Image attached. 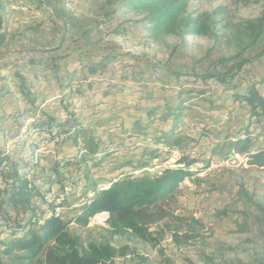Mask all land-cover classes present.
<instances>
[{"label": "rangeland", "instance_id": "obj_1", "mask_svg": "<svg viewBox=\"0 0 264 264\" xmlns=\"http://www.w3.org/2000/svg\"><path fill=\"white\" fill-rule=\"evenodd\" d=\"M123 1L0 0V144L6 151L10 147L13 159L19 160L25 148L33 156L32 164H22L21 174L47 193L37 200L46 217L58 210L84 245L107 239L117 248L127 246L109 264H264V225L258 221L264 167L249 164L244 156L249 152L241 151L247 141L241 149L232 146L248 136L252 143L247 151L262 146L264 114L251 118L248 106L233 100L228 87L245 94L248 84L264 76V22L262 35L254 40L264 0H190L185 16L205 22L207 35H190L182 28L175 34H154L142 21L144 14L124 8ZM105 53L116 55L107 63L111 85L96 75L88 86L84 75L89 73L80 71L81 65ZM242 61L247 62L238 72ZM206 70L229 76L225 83L210 79L205 84H194L190 77L183 85L175 76ZM68 72L76 73L73 92L66 89ZM153 73L160 76L145 80ZM191 87L194 91L187 93ZM259 89L264 93V86ZM70 100H75L72 118L99 142L93 156L97 166L87 159L90 150L80 155L84 137L76 145L34 130L43 112L54 118L56 131L62 130L61 125L71 122L65 110ZM176 111L179 121L171 137ZM137 138L143 141L141 148L125 155L109 151L115 142ZM176 147L184 151L182 157L188 155L185 165L194 161L191 177L162 203L170 213L169 228L156 222L148 238H141L111 233L109 213L101 224L92 217L85 225L75 221L90 192L98 194L115 179L156 177L153 172L173 157ZM69 157L77 163L58 161ZM145 166H155V171L132 174ZM66 182L74 188L64 195ZM4 242L0 258L7 261Z\"/></svg>", "mask_w": 264, "mask_h": 264}, {"label": "trees", "instance_id": "obj_2", "mask_svg": "<svg viewBox=\"0 0 264 264\" xmlns=\"http://www.w3.org/2000/svg\"><path fill=\"white\" fill-rule=\"evenodd\" d=\"M189 1L124 0L122 5L126 9H132L139 14H144L142 21L149 24V31L154 34H175L181 28L190 35L209 34L208 26L205 22L185 16ZM263 22L264 16L259 21L258 29L255 30L254 40L259 39L262 35ZM113 58H116V55L112 56L105 53L101 59L88 62L85 66L81 65L80 71L84 72L87 70L89 73L88 76L84 75V77H87L88 86L92 85L96 75L101 76L100 79L102 81H107L106 84L111 85L110 77L107 74V63ZM246 62L242 61L237 64L238 72L242 70ZM75 75L76 73L72 74L69 72L66 75V89L70 91H72L74 86ZM175 76L178 77V82L183 85L182 83L184 81L187 82L190 77L193 78L192 83L194 84L196 82L205 84L210 79L225 83L229 75L206 70L204 73L181 75L182 77L180 74L175 73ZM259 86H264V76L248 84L245 94L234 93L237 86H228L229 89L233 90V100H241L243 104L245 103L248 106L251 118L264 114V93L259 89ZM193 87L187 88L186 92L192 93L194 91ZM70 102V104H65V110L72 115L73 113L70 110H73L75 100H70ZM177 113L179 112L176 111L175 113L176 121L173 122L174 124L169 134L171 137H174L175 129L178 126L176 124L179 116ZM43 114L44 118L41 117L35 120V117L31 119V121L35 120L33 127L39 135L46 134L51 140L58 137H62L63 141L72 139L76 145L78 137H84L81 141L84 146L79 148L80 155L86 154L90 150V157L87 159L93 160L94 166L98 165L97 159L95 160L93 156L97 154L99 142H95L94 135L87 136L85 134L77 120L72 118L73 115L70 117V123L61 125L59 129L62 130L56 131L54 118L49 114L45 115L44 112ZM262 122L264 123V121ZM246 141L248 144L242 147ZM251 143V138L248 136L244 140L239 138L232 146L240 149L242 147V152L253 153L248 157L249 164L264 167V144L257 148L255 152L247 151L250 149ZM27 144L31 146L30 142H23L22 145L25 147ZM24 150L23 155H18L19 160H16L11 158L10 149L7 147L6 151L0 144V241H5L2 245L4 255L7 256V261H3L0 258V264H109L119 254H124L127 246L117 248L107 239L102 242H90L84 245L79 236L70 233L67 229L69 222L65 221L60 215H54L56 213L55 210L48 212L47 215L50 217H46L39 210L37 200L44 199L47 193L42 192L40 186L21 174L23 163L27 164V166L33 163V156L31 157L27 153V148ZM109 151L112 154L119 153V145H110ZM187 158L188 155H183L182 161H186ZM87 159L85 160L86 162ZM58 161L63 165L76 162L71 157ZM58 161H56V168L59 164ZM182 161L178 162V167H164L162 170L164 171L163 174L158 177L132 176L115 179L112 184L110 182L109 187L104 189L100 187L99 189L102 190L98 194L95 195L90 192L87 204L75 216V221L85 225L94 215L109 212L111 233L123 234L126 232L141 238H148L150 235L149 227L156 222L164 221L169 228L170 224H172V221L169 222L170 213L163 207L162 203L182 181L192 175L189 164L194 160L189 161L187 165ZM179 164H184V166ZM67 184L68 182L63 185L64 195L73 192V183L70 186H67ZM84 185L83 183V187ZM258 207L261 212L258 221L264 225V202L259 203ZM178 224H183V222L181 221ZM182 229L183 225L177 226L175 234ZM4 234L6 237L3 238ZM51 240H53V244H50Z\"/></svg>", "mask_w": 264, "mask_h": 264}, {"label": "bare ground", "instance_id": "obj_3", "mask_svg": "<svg viewBox=\"0 0 264 264\" xmlns=\"http://www.w3.org/2000/svg\"><path fill=\"white\" fill-rule=\"evenodd\" d=\"M120 66V65H119ZM114 68V67H113ZM120 69V68H119ZM126 69V68H125ZM124 69V70H125ZM122 70V69H121ZM126 71H128V70H126ZM126 74L127 75H129L130 76V74L128 73V72H126ZM149 79H151V77L150 78H145V80H149ZM143 82V81H142ZM134 140H137V145H133V140H127V141H125V142H123L122 144H118V143H113L112 144V146H117V145H119V153H121V152H131L133 149H135V148H141L140 146H142V144H141V142H143L142 140H140L139 138H137V139H134ZM146 140H148V144H151V145H153V141L151 140V139H146ZM146 142V141H145ZM9 149H10V147L9 146H7ZM174 152H176V151H172L171 153H174ZM23 153H24V150L22 149V151L20 152V155H23ZM244 155H250V153H244ZM171 157V156H170ZM249 157V156H248ZM248 157H247V160H248ZM164 167H171V162H165V164H164V166L163 167H160L159 168V170H157V172H162V170H163V168ZM148 170H150V167H147V166H145V168L144 169H142V170H133V171H135L134 172V174H140L141 172H143V171H148ZM150 172V171H149ZM131 173V172H130ZM156 173V172H155ZM80 186H82L83 187V181H81L80 182ZM101 214V215H100ZM106 215H108V213H99V214H96L95 216H97L96 218H95V220H96V224H101V223H104L106 220H108V218L106 217Z\"/></svg>", "mask_w": 264, "mask_h": 264}, {"label": "built area", "instance_id": "obj_4", "mask_svg": "<svg viewBox=\"0 0 264 264\" xmlns=\"http://www.w3.org/2000/svg\"><path fill=\"white\" fill-rule=\"evenodd\" d=\"M126 72H128L129 74H130V77H132V73L131 72H129V71H126ZM154 74V73H153ZM152 74V75H153ZM160 75L159 74H154L151 78H153V77H155V78H157V77H159ZM19 122H21V119H19ZM15 131V130H14ZM13 136H11V138H12ZM115 143H117V142H115ZM133 145H137V140H133ZM182 153H184V151L182 150V149H176V152H174L173 153V157H167L166 158V160L164 161V162H171V167H178V161H182ZM126 154V152H123V155H125ZM251 154H253V153H251ZM250 154V155H251ZM122 155V156H123ZM250 155H244L246 158L248 157V156H250ZM156 164H163V162H160V161H158ZM155 164V165H156ZM148 171H155V166L154 167H152V168H150V170H148ZM134 172L135 171H132V174H134ZM163 172L164 171H162V172H156V177H158V176H160V175H162L163 174ZM72 183H68L67 184V186H70ZM104 213H109V212H104ZM60 215L59 214V212H56V213H54V215ZM101 215V214H100ZM97 216H94V217H92V222H95V218H96Z\"/></svg>", "mask_w": 264, "mask_h": 264}, {"label": "crops", "instance_id": "obj_5", "mask_svg": "<svg viewBox=\"0 0 264 264\" xmlns=\"http://www.w3.org/2000/svg\"><path fill=\"white\" fill-rule=\"evenodd\" d=\"M126 125H128V124H126ZM175 149H179V148H175ZM115 179V178H114Z\"/></svg>", "mask_w": 264, "mask_h": 264}]
</instances>
